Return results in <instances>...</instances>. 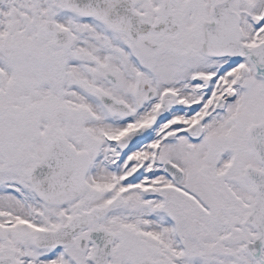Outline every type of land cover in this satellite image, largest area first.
<instances>
[{
    "label": "snow or ice",
    "instance_id": "6c2138e0",
    "mask_svg": "<svg viewBox=\"0 0 264 264\" xmlns=\"http://www.w3.org/2000/svg\"><path fill=\"white\" fill-rule=\"evenodd\" d=\"M0 264H264V0H0Z\"/></svg>",
    "mask_w": 264,
    "mask_h": 264
}]
</instances>
